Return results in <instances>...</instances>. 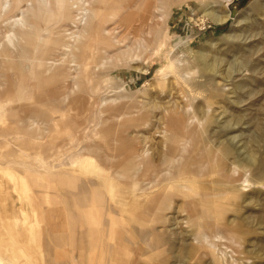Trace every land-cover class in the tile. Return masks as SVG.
<instances>
[{"label": "rangeland", "instance_id": "rangeland-1", "mask_svg": "<svg viewBox=\"0 0 264 264\" xmlns=\"http://www.w3.org/2000/svg\"><path fill=\"white\" fill-rule=\"evenodd\" d=\"M238 1L0 0V264H264V0Z\"/></svg>", "mask_w": 264, "mask_h": 264}, {"label": "bare ground", "instance_id": "bare-ground-1", "mask_svg": "<svg viewBox=\"0 0 264 264\" xmlns=\"http://www.w3.org/2000/svg\"><path fill=\"white\" fill-rule=\"evenodd\" d=\"M206 16H208L209 17V19L213 22V23H215V24H223V23H225L227 20H228V18H229V14H227V15H225V16H223V15H219V14H217V13H211L210 12V14H208V15H206ZM226 152V151H225ZM250 159V158H249ZM241 166V165H240ZM193 203V202H192ZM211 202L210 201H206V202H204V204L205 205H211L210 204ZM101 211V210H100ZM85 212V211H84ZM57 215V214H56ZM111 215V214H110ZM87 217V216H86ZM111 219V218H110ZM113 220V219H112ZM112 224V223H111ZM113 225V227H114V224H112ZM58 227V226H57ZM124 249V248H123ZM59 253V252H58ZM58 253L56 254L57 256V259L58 258H60V255H58ZM97 259V258H96ZM100 260V259H99ZM110 260V259H109ZM59 261V260H58Z\"/></svg>", "mask_w": 264, "mask_h": 264}, {"label": "water", "instance_id": "water-1", "mask_svg": "<svg viewBox=\"0 0 264 264\" xmlns=\"http://www.w3.org/2000/svg\"><path fill=\"white\" fill-rule=\"evenodd\" d=\"M238 0H235V2L231 5H228V10L230 12V19H235L237 17V14L246 7V3L238 4Z\"/></svg>", "mask_w": 264, "mask_h": 264}, {"label": "built area", "instance_id": "built-area-1", "mask_svg": "<svg viewBox=\"0 0 264 264\" xmlns=\"http://www.w3.org/2000/svg\"><path fill=\"white\" fill-rule=\"evenodd\" d=\"M208 25H209V26H205V25H204V26H203V27H205L204 29H206V27H209V28H211L210 24H208Z\"/></svg>", "mask_w": 264, "mask_h": 264}]
</instances>
